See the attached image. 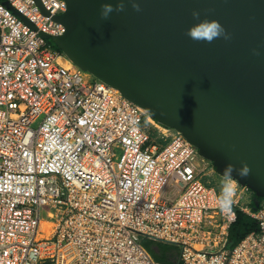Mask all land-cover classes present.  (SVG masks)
Masks as SVG:
<instances>
[{
	"label": "built area",
	"instance_id": "built-area-1",
	"mask_svg": "<svg viewBox=\"0 0 264 264\" xmlns=\"http://www.w3.org/2000/svg\"><path fill=\"white\" fill-rule=\"evenodd\" d=\"M7 1L41 32L64 34L34 0ZM41 1L53 16L67 10ZM50 41L0 3V264H160L140 239L177 247V264H264V200L253 210L255 193L236 183L222 212L207 182L215 168L196 147L66 68ZM237 210L259 231L229 250Z\"/></svg>",
	"mask_w": 264,
	"mask_h": 264
},
{
	"label": "water",
	"instance_id": "water-1",
	"mask_svg": "<svg viewBox=\"0 0 264 264\" xmlns=\"http://www.w3.org/2000/svg\"><path fill=\"white\" fill-rule=\"evenodd\" d=\"M64 1L66 12L53 16L34 0L64 26L59 37L4 5L80 70L179 131L219 176L229 163H246L250 175L233 178L264 199V0H123L125 11L107 20L101 5L119 0ZM205 19L219 21L231 39L191 40L186 32Z\"/></svg>",
	"mask_w": 264,
	"mask_h": 264
},
{
	"label": "clouds",
	"instance_id": "clouds-1",
	"mask_svg": "<svg viewBox=\"0 0 264 264\" xmlns=\"http://www.w3.org/2000/svg\"><path fill=\"white\" fill-rule=\"evenodd\" d=\"M131 7L134 11L140 12L141 7L139 3L132 2ZM125 11V3L123 0H119L115 7L110 3L101 5L100 19L107 20L110 14L113 12L120 13ZM193 17L199 19V13L193 12ZM186 35L195 42H207L212 43L214 40L223 38L224 40H230L231 36L227 33L224 27L217 20H202L200 23L193 25L188 29ZM236 173L242 179L247 178L250 175L251 169L246 163H242L240 168H236L235 165L229 163L223 169L222 177V189L217 198V204L219 209L229 211L232 204V195L234 194V185L237 181L233 178V173Z\"/></svg>",
	"mask_w": 264,
	"mask_h": 264
},
{
	"label": "trees",
	"instance_id": "trees-1",
	"mask_svg": "<svg viewBox=\"0 0 264 264\" xmlns=\"http://www.w3.org/2000/svg\"><path fill=\"white\" fill-rule=\"evenodd\" d=\"M5 2H6V0H0V3H2V4H4ZM49 44L53 50L61 53V51L54 44H52L51 42H49ZM212 186H214V185H212ZM263 200L264 199L257 200L255 198L254 201H259L261 203ZM252 208H253V210H257V206L254 202L252 204ZM258 231H259V229H258L257 222L254 219H252L251 217H249L248 215L237 210L236 221L230 226V229H229L227 248L229 250L234 249L250 233L258 232Z\"/></svg>",
	"mask_w": 264,
	"mask_h": 264
},
{
	"label": "crops",
	"instance_id": "crops-1",
	"mask_svg": "<svg viewBox=\"0 0 264 264\" xmlns=\"http://www.w3.org/2000/svg\"><path fill=\"white\" fill-rule=\"evenodd\" d=\"M148 247H145L146 250L150 252L154 260L160 264H177L179 260V249L175 246L161 244L163 247L162 253L158 250L157 246L155 247L157 253L153 251L152 245L155 244L153 242L147 241ZM158 245V244H155Z\"/></svg>",
	"mask_w": 264,
	"mask_h": 264
},
{
	"label": "rangeland",
	"instance_id": "rangeland-1",
	"mask_svg": "<svg viewBox=\"0 0 264 264\" xmlns=\"http://www.w3.org/2000/svg\"><path fill=\"white\" fill-rule=\"evenodd\" d=\"M50 42L53 44L52 41H50ZM63 56H64V55H63ZM84 74H87V75L89 76V80H88L89 83L92 84V83H94V82L97 81L96 79L93 78V76H92L91 74H89V73H87V72H84ZM37 126H38V124H36V125L34 126V128H36ZM116 152H117L118 157H120L121 154H122L121 150L118 149ZM207 182H209L211 185H214L218 190H221V189H222V179L218 176V174L215 173V171H214V172H213V171H210V172H209V176H208ZM237 184H238V183H237ZM235 185H236V184H235ZM235 185H234V186H235ZM41 219H42V220H48V219H47V210H46V209H43V210H42V212H41ZM140 242H141V244H142L144 247H148V242H147V240H145V239H140ZM156 246H157L158 250L160 251V253H162V249H163V247L161 246V244H158V245L153 244V245H152L153 251H155V253H157L158 250L155 249ZM178 251H179V250H178Z\"/></svg>",
	"mask_w": 264,
	"mask_h": 264
},
{
	"label": "bare ground",
	"instance_id": "bare-ground-1",
	"mask_svg": "<svg viewBox=\"0 0 264 264\" xmlns=\"http://www.w3.org/2000/svg\"><path fill=\"white\" fill-rule=\"evenodd\" d=\"M59 62L66 68H71L74 66L73 62L67 56H61ZM43 225H46L45 223ZM48 227H51V223H48Z\"/></svg>",
	"mask_w": 264,
	"mask_h": 264
}]
</instances>
